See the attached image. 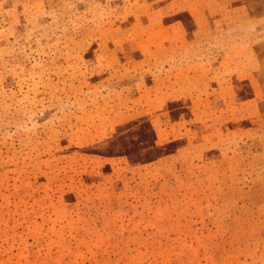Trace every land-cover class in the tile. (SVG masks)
Segmentation results:
<instances>
[{
	"label": "rangeland",
	"instance_id": "374dc122",
	"mask_svg": "<svg viewBox=\"0 0 264 264\" xmlns=\"http://www.w3.org/2000/svg\"><path fill=\"white\" fill-rule=\"evenodd\" d=\"M0 264H264V0H0Z\"/></svg>",
	"mask_w": 264,
	"mask_h": 264
}]
</instances>
